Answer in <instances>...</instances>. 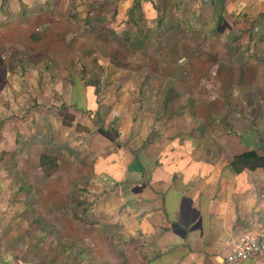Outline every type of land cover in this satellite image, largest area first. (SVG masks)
<instances>
[{"label":"crops","instance_id":"0c3cea01","mask_svg":"<svg viewBox=\"0 0 264 264\" xmlns=\"http://www.w3.org/2000/svg\"><path fill=\"white\" fill-rule=\"evenodd\" d=\"M140 19L158 20L164 34L171 20L218 22L219 34L260 53L246 65L264 67V0H0V155L15 153L19 135L58 136L91 162L90 215L128 243V264H218L238 237L264 235V167L231 165L244 153L264 156V102L246 100L264 77L238 63L242 54L224 67L220 79L256 88L234 94L247 105L240 109L220 104L219 94L206 101L205 91L204 106L194 107L196 97L174 90L184 86L180 75L164 94L124 73L92 82L111 61L80 54L94 52L88 37L130 34ZM172 47L181 52L180 43ZM86 65L85 75L68 70ZM184 96L191 102L171 106ZM7 195L1 186L0 264H79L35 243L21 248L25 222ZM240 264H264V253Z\"/></svg>","mask_w":264,"mask_h":264},{"label":"rangeland","instance_id":"374dc122","mask_svg":"<svg viewBox=\"0 0 264 264\" xmlns=\"http://www.w3.org/2000/svg\"><path fill=\"white\" fill-rule=\"evenodd\" d=\"M176 21H170L173 27L169 28L167 34L163 32L166 28L162 31L161 26L156 25L158 20L155 24L154 21L144 19L134 22L130 34L121 30L119 34L95 30L93 36L88 37L95 41L94 52L90 49L80 54L86 60H92L93 54L100 55V60H110L111 66H103L101 70L97 69V73L93 70L89 75L92 82L98 84L101 76L120 77L124 73L131 76L136 85L150 84L149 92L164 94L171 79L180 75V82L184 86L178 84L179 87L174 86V90L187 93L186 96L190 98L196 97L193 102L196 108H202V103H206L201 99L204 91L208 102L219 94V103L229 102L231 108L247 107L234 94L247 90L254 92L256 88L250 89L252 84L248 83H235L236 79L233 80L231 76L227 77L231 81L220 79V75L226 73L227 68L224 67L236 62L234 57L242 54L238 63L243 64L247 72H262L264 77V67H259L260 63L252 61L255 64L246 65L248 61L256 60L260 53L256 54L255 49L251 51V45L246 40L239 45V39L233 40L232 37L219 34L218 31L222 30L218 22L214 26L201 21L193 22L196 25H190L192 22L187 20ZM96 32L99 34L96 35ZM179 43L182 45L181 52L176 53L172 45ZM261 58L264 60V57ZM68 70L73 75H85L91 71L88 66L79 70V73L73 67ZM206 85L207 89L204 88ZM254 85L258 90L248 94L251 98L246 100L247 104L258 107L260 98L264 102V83ZM185 98L171 100V106L184 107L191 102L189 97L187 100ZM29 134L25 137L19 135L18 151L0 155V187L8 189V208L18 205L20 208L15 214L25 222L23 228L19 229L26 237V246L22 245L21 248L28 249L35 243L34 246H45L49 253H65L69 261L79 264H128L127 257L133 252L125 248L128 243L119 241L115 232L108 234L105 229L96 228L95 220L90 215L91 180L88 176L91 162L81 153L67 147L58 136L56 138L51 135L49 140L48 133L42 131ZM42 155L49 159L45 160L49 163L45 167L40 166ZM52 160L57 162L55 169L48 167ZM8 214L6 211L5 216Z\"/></svg>","mask_w":264,"mask_h":264},{"label":"built area","instance_id":"2783aa9c","mask_svg":"<svg viewBox=\"0 0 264 264\" xmlns=\"http://www.w3.org/2000/svg\"><path fill=\"white\" fill-rule=\"evenodd\" d=\"M264 253V235H242L231 245L229 252L218 264H240Z\"/></svg>","mask_w":264,"mask_h":264},{"label":"trees","instance_id":"16d2710c","mask_svg":"<svg viewBox=\"0 0 264 264\" xmlns=\"http://www.w3.org/2000/svg\"><path fill=\"white\" fill-rule=\"evenodd\" d=\"M45 160L47 159L46 156L42 155L40 157V166H44L49 164L46 163ZM52 164L48 165L50 169H55L57 167V162L54 160L50 161ZM234 171L239 172L243 170L244 168H249V169H255L258 167H264V156H258L254 152H248L244 153L240 156H237L234 158V161L231 163Z\"/></svg>","mask_w":264,"mask_h":264}]
</instances>
